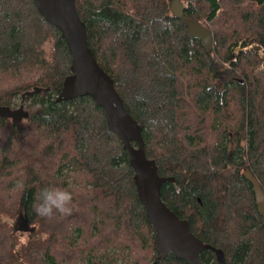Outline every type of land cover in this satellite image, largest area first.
Instances as JSON below:
<instances>
[{
  "label": "trees",
  "instance_id": "obj_1",
  "mask_svg": "<svg viewBox=\"0 0 264 264\" xmlns=\"http://www.w3.org/2000/svg\"><path fill=\"white\" fill-rule=\"evenodd\" d=\"M89 45L143 128L161 195L227 264H264V0H75ZM186 18L213 31L206 50ZM72 57L35 0H0V264H188L159 256L119 136L90 96L57 101ZM47 186L73 192L71 215L34 211ZM25 225L27 230H21ZM203 264H219L210 249Z\"/></svg>",
  "mask_w": 264,
  "mask_h": 264
},
{
  "label": "water",
  "instance_id": "obj_2",
  "mask_svg": "<svg viewBox=\"0 0 264 264\" xmlns=\"http://www.w3.org/2000/svg\"><path fill=\"white\" fill-rule=\"evenodd\" d=\"M35 2L40 13L61 31L72 57L71 73L66 76L57 101L90 96L95 104L102 108L109 129L119 136L128 152L139 200L155 230L159 256L165 259L172 254L184 259L188 264H203L201 252L210 249L216 253L219 264H227L224 251L204 243L194 234L189 221L181 218L162 198L164 182L174 180V177L160 175L156 160L147 156L142 125L128 111L116 89L114 78L97 61L89 45L87 26L78 13L76 1ZM171 10L175 16L180 17L183 15L184 5L180 0H172ZM185 22L189 34L200 39L206 50H212L213 31L199 20L185 17ZM48 90L49 88L35 87L32 91L24 93L18 108L0 105V117L20 123L29 117V111L24 104L26 96ZM244 175L253 185L258 211L264 223V189L250 169H246ZM27 229L25 225L21 226V230ZM18 262L19 260L17 264Z\"/></svg>",
  "mask_w": 264,
  "mask_h": 264
},
{
  "label": "clouds",
  "instance_id": "obj_3",
  "mask_svg": "<svg viewBox=\"0 0 264 264\" xmlns=\"http://www.w3.org/2000/svg\"><path fill=\"white\" fill-rule=\"evenodd\" d=\"M73 192L68 188L47 186L40 190L34 211L45 218L55 213L71 215L73 211Z\"/></svg>",
  "mask_w": 264,
  "mask_h": 264
},
{
  "label": "rangeland",
  "instance_id": "obj_4",
  "mask_svg": "<svg viewBox=\"0 0 264 264\" xmlns=\"http://www.w3.org/2000/svg\"><path fill=\"white\" fill-rule=\"evenodd\" d=\"M17 101H18V102H17L18 105H17V106H14L13 108H18V107L20 106V104L22 103V99H18ZM26 109H27V108H26ZM118 264H123V261H122V260H119V261H118Z\"/></svg>",
  "mask_w": 264,
  "mask_h": 264
}]
</instances>
